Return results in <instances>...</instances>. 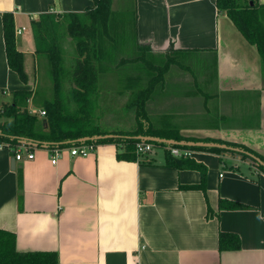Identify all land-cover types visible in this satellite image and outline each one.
<instances>
[{
  "label": "crops",
  "instance_id": "crops-1",
  "mask_svg": "<svg viewBox=\"0 0 264 264\" xmlns=\"http://www.w3.org/2000/svg\"><path fill=\"white\" fill-rule=\"evenodd\" d=\"M132 1L134 57L137 46L156 56L176 57L139 102L144 112L140 122L135 109L150 74L139 73L130 60L125 73L111 71L108 64L114 60L105 62L93 109L100 100L116 105L133 91L127 102L135 122L129 131L106 132L129 134L142 127L191 143H236L264 158V76L256 47L217 10L215 0ZM257 2L264 5V0ZM92 6L91 0H0V107L14 91H36L29 68L34 73L38 63L49 66L48 60L38 61L45 54L35 53L34 23L43 15L82 13ZM4 13L12 15L14 30H21L15 44L23 54L26 83L7 66ZM29 103L28 111L41 110ZM20 143L28 146L31 160L22 151L23 159L16 161L11 148L0 144V230L15 235L18 252H55L58 264H264V173L238 153L153 142L152 152L161 148L162 160L149 153L128 161L117 158L114 144H94L86 157L71 156V145L56 148L52 164L51 149ZM174 146L189 150L183 159L204 169L203 190L185 188L201 183L198 169L165 164V151ZM220 199L245 207L219 209ZM220 232L236 234L240 249L220 252Z\"/></svg>",
  "mask_w": 264,
  "mask_h": 264
},
{
  "label": "trees",
  "instance_id": "trees-1",
  "mask_svg": "<svg viewBox=\"0 0 264 264\" xmlns=\"http://www.w3.org/2000/svg\"><path fill=\"white\" fill-rule=\"evenodd\" d=\"M91 1L93 6L82 13L43 15L39 22L34 23L35 53L49 56L52 94L49 99H43L37 103L36 100L40 93L36 91L34 93L30 90L12 92L10 102L2 104L0 107V144L8 145L12 148L11 152L20 143V140L28 141L30 145L37 147L54 149L79 145L81 142L78 140L86 137L113 135L114 137L111 138L85 143L114 144L119 151L116 155L118 159L134 161L138 158L135 154V144L140 142L136 136L188 142L189 140L181 139L177 135L167 137L142 127L129 134L107 133L96 123L93 116V98L97 93L96 84L99 75L106 70L105 62L114 60V53L128 46L127 43H124L123 37L124 34H127L128 13L130 12L112 11L111 0ZM215 3L217 10L225 13L243 38L256 47L261 60V72L264 76V5L259 4L257 0H215ZM131 13L133 29H135L134 6ZM2 29L7 66L17 74L21 82L26 83L24 58L16 48L14 22L11 14H3ZM61 33L73 41L76 51L73 63L67 67H62L60 64L58 53L60 49L56 52L60 38H63L60 36H64ZM135 46L137 45L135 44ZM136 48L138 55L131 58L130 62L138 66L139 73L150 74L146 92L143 91L140 101H137V103H142L144 97L151 92L152 87L162 77L167 67L174 62L176 56H156L151 54L148 48L139 46ZM137 79H141L140 75ZM65 83L69 87H66ZM29 102L44 111V116H40L38 113H29ZM141 103L136 105L135 109L137 122L143 121L144 118ZM192 142L213 143L225 145L228 148H237L240 152L218 147H182L216 154L225 151L238 153L242 160H249L256 171L264 173V158L243 145L220 140ZM161 145L164 146V144ZM174 147L181 148V146ZM165 155L167 166L198 169L201 174V183L198 186L185 188L203 190L205 171L202 167L187 158H173L168 151H165ZM254 158H258L263 165L256 162ZM218 207L230 210L245 206L220 199ZM207 214L212 215L210 210L207 211ZM217 242L220 252L240 249V239L234 233L220 232ZM0 264H58V260L55 252L16 251L15 235L0 230Z\"/></svg>",
  "mask_w": 264,
  "mask_h": 264
},
{
  "label": "rangeland",
  "instance_id": "rangeland-1",
  "mask_svg": "<svg viewBox=\"0 0 264 264\" xmlns=\"http://www.w3.org/2000/svg\"><path fill=\"white\" fill-rule=\"evenodd\" d=\"M112 2V8L113 11H128L130 13H128V25H127V34H124L123 40L124 43H127L128 46L127 47H123L119 53H116V57L114 59L113 63H107L108 67H112V69H116L118 71H120L121 73H125L126 71H129L128 69L124 68V65L128 64V61L134 57V55H136L134 53V45H133V41H134V29H133V16L131 11H133V5H134V1L132 0H111ZM125 2V3H124ZM62 31V29L60 30V32ZM33 33V32H32ZM64 36H60L63 38H60L59 44L56 48V52L58 51V49H60V51L58 52L60 55V64L62 67H67L69 65H71L76 57V51L74 48V43L73 41L64 33H61ZM130 46H133L132 49H129ZM131 50V51H130ZM39 60L38 61H42L41 58H43L45 61L48 60V67L43 68L41 65L39 66L38 63V67L34 68V73L32 72L31 68L28 69V74L29 76L32 78L33 76H35L36 79V92L40 93V95L38 96L39 98H37V103L41 102L43 99H49L51 97L52 94V78H51V64L49 61V56L48 55H44V57H42V55L38 56ZM118 61V62H117ZM127 61V62H125ZM124 62V63H123ZM117 63V65H116ZM114 65L119 66V67H114ZM116 70H114V77L117 80V82L120 80L119 79V75L116 72ZM110 71V73H111ZM130 73V72H128ZM102 79L104 77V75L100 76ZM66 87H69V85L67 83H65ZM98 86L101 87V81L99 80L98 82ZM144 87V84H143ZM121 91V90H120ZM134 92L132 91L130 93L131 96L127 97V100H122V99H117L116 101H114L115 103L117 102V104H113L111 101V103L106 102L105 100H100L99 104L96 105L93 109V116L94 118L98 121L96 123H98L100 125V127L107 131V130H114V129H119V130H123V131H129L134 127V108H132L129 104V102H127L128 100L131 99V97L133 96ZM114 96L116 95L115 93L113 94ZM7 96H2V99H6ZM117 97V96H116ZM1 98V97H0ZM127 102V103H125ZM122 103V105L120 106L119 104ZM124 103V105H123ZM30 104V103H29ZM28 104V106H29ZM113 105H115L113 107ZM112 108V122L107 121L108 119V113H107V109ZM121 110H118V109ZM151 112V111H150ZM111 118V116H110ZM106 121V122H105ZM151 156L157 160H162L163 156H164V152L161 148H158L155 150V152H151Z\"/></svg>",
  "mask_w": 264,
  "mask_h": 264
},
{
  "label": "built area",
  "instance_id": "built-area-1",
  "mask_svg": "<svg viewBox=\"0 0 264 264\" xmlns=\"http://www.w3.org/2000/svg\"><path fill=\"white\" fill-rule=\"evenodd\" d=\"M21 30L16 29L14 30V34H20ZM29 113L33 114L35 111H29ZM38 114L40 116H44V111L40 110L38 111ZM94 144H86L82 143L76 146H73L69 149V153L71 156H80V157H86L90 153L94 151ZM10 148V147H9ZM155 148V145L149 142H137L135 144V154L137 157H142L144 155H147L152 152V150ZM12 149V148H11ZM28 146L20 143L18 144L15 149L13 150L14 152V159L16 161H20L23 159V154L22 151L25 152V158L27 160H31L33 158V154L29 152ZM168 153L173 157V158H185L189 157L191 155V152L187 149H181V148H176V147H167ZM51 154H52V160L51 163L54 164L56 162V156L58 155V150L56 148L51 149Z\"/></svg>",
  "mask_w": 264,
  "mask_h": 264
},
{
  "label": "water",
  "instance_id": "water-1",
  "mask_svg": "<svg viewBox=\"0 0 264 264\" xmlns=\"http://www.w3.org/2000/svg\"><path fill=\"white\" fill-rule=\"evenodd\" d=\"M111 137H114L113 135H105V136H94V137H91V138H82L80 140H78V142H81V143H85L87 141H96V140H99V139H103V138H111ZM136 139L142 141V142H149V143H153V142H159V143H164V144H167V145H182V146H199V147H218V148H221V149H227L228 147H226L225 145H220V144H213V143H191V142H184V143H177V142H174V141H171V140H164V139H158V138H154V137H147V136H140V137H136ZM25 141V140H23ZM28 142V141H26ZM29 143V142H28ZM228 150H232V151H235V152H240L239 149L237 148H228ZM256 160V162H258L259 164H262L263 163L258 159V158H254Z\"/></svg>",
  "mask_w": 264,
  "mask_h": 264
}]
</instances>
